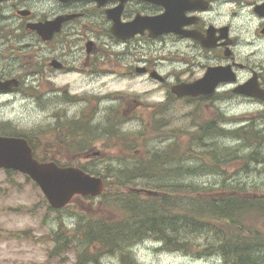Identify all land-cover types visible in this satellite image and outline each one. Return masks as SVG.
Instances as JSON below:
<instances>
[{
	"label": "flooded vegetation",
	"instance_id": "flooded-vegetation-1",
	"mask_svg": "<svg viewBox=\"0 0 264 264\" xmlns=\"http://www.w3.org/2000/svg\"><path fill=\"white\" fill-rule=\"evenodd\" d=\"M163 15V33L125 29ZM216 67L212 92L174 90ZM10 79L0 98H37L46 116L44 159L137 169L180 143L215 150L222 129L264 118V0H0V80ZM248 82L257 94L240 90ZM179 117L189 124L174 126Z\"/></svg>",
	"mask_w": 264,
	"mask_h": 264
},
{
	"label": "trees",
	"instance_id": "trees-1",
	"mask_svg": "<svg viewBox=\"0 0 264 264\" xmlns=\"http://www.w3.org/2000/svg\"><path fill=\"white\" fill-rule=\"evenodd\" d=\"M7 127L9 128L10 124H0V134L26 137L32 143L35 156L39 159V145L33 141L36 136L17 134L13 129L6 130ZM36 131L40 133L39 130ZM229 137L239 142L237 147L242 143L250 145L246 157L231 147L226 150L224 147L215 150L208 147L205 152L201 151L204 153L202 155L192 146L179 144L177 148L181 150L171 153L181 155L169 157V153L165 155L160 152L159 166L155 165V162L152 167L145 163V166L137 169L113 167L114 164L103 169H98L100 166L90 168L77 165L91 174H100L106 182V187L108 177L112 176L115 178L112 183L123 187L128 185V194L123 197L115 193L106 195L105 192L99 197L108 203V208H115L122 213L121 218H127L104 219L102 216L94 217L74 212L69 214L76 219L75 227L71 229L65 226L62 217L63 211H67L70 205L54 209L47 204L48 211L54 212L58 221V228L51 233L54 244L50 249V257L57 258L61 253L77 251L79 252L77 264H101V258L104 256H120L122 260L134 261L133 248L153 240L161 242L162 249L166 251L185 254L192 253L193 246H196L197 256H217L223 264H264V231L255 228L258 219L264 220V194L259 193L257 191L259 188L255 189L254 184H246L241 177L251 174L252 171L263 174L264 177V173L257 170L264 167V143L258 141L264 139V120L254 119L247 128H237L236 131L222 129V139ZM205 142L208 144L209 140L206 138ZM209 154L212 156L209 157ZM164 155L165 158H162ZM191 157L197 158V161H194L195 166L186 167L185 165H190L186 158ZM241 159L248 160L240 172L226 176V167L231 162ZM161 166H163L161 171L168 169L169 166L171 168L177 166L173 171L183 180L198 175L206 177L218 175L221 180L216 185L206 186L205 189H200V185L192 181L171 184L159 180V176H154L157 167ZM5 172L7 175L15 173L12 170ZM138 178H150L153 181L152 190L157 193L145 195L131 190ZM234 178L236 180H233ZM143 185L146 187L147 183ZM83 198L92 199L90 196ZM195 235L199 238L203 236L205 244H196L193 239ZM94 249L101 251L102 257L97 255Z\"/></svg>",
	"mask_w": 264,
	"mask_h": 264
},
{
	"label": "rangeland",
	"instance_id": "rangeland-1",
	"mask_svg": "<svg viewBox=\"0 0 264 264\" xmlns=\"http://www.w3.org/2000/svg\"><path fill=\"white\" fill-rule=\"evenodd\" d=\"M37 93V90H34ZM9 101H6L7 99ZM22 97V96H10L0 98V124H10V127L6 130L13 129L17 134L36 136V142L41 144V140L48 141L53 135L51 132L44 133L47 128L46 116L39 112L37 98ZM187 117H179L173 122L174 126L185 125L187 126L190 119ZM239 124H236L237 126ZM212 127V123L207 122L206 127ZM229 127V124L226 125ZM233 128V126H231ZM263 129V128H262ZM39 130L40 133H37ZM224 131H226L224 129ZM13 134V133H10ZM50 134V136H46ZM210 135V131L205 133ZM2 135V134H1ZM54 139V138H53ZM223 141L219 149L223 147L235 148L238 154L245 156L248 154L250 145L242 143L241 146H236L239 142L233 138H223L222 131H220V138ZM42 141V142H44ZM260 143H264V139L258 140ZM182 146H186L184 143H180ZM42 145V144H41ZM240 148V149H238ZM38 155L43 158L47 156L46 148H38ZM160 152L158 153V156ZM76 154L73 152H66L65 158H73ZM180 153L175 154V157L180 156ZM212 156L209 154V157ZM58 153H51L50 159H56L61 163ZM211 160V159H210ZM248 159L235 160L231 162L227 167L226 176H233L235 173H239L243 168V164ZM65 164V163H62ZM161 161H155V165L159 166ZM190 165L186 167L195 166V163L190 162ZM198 167L201 166L197 165ZM252 167V165H250ZM104 167H98L103 169ZM177 166L161 171L163 166L157 167L154 176H159V180L164 182L181 183L192 181L194 184L200 185V189H205L206 186H212L219 183L221 178L218 175H198L190 176L187 180L181 179L178 173H175ZM136 169V168H135ZM259 173H264V167L257 169ZM12 174L7 175L5 170L0 169V264H77L78 255L77 251H69L61 253L57 258L50 257V249L53 247L51 240V233L58 228L57 215L54 212L48 211L47 200L42 193L41 189L35 184L32 179L26 177L27 175L14 171ZM178 172H180L178 170ZM209 177V178H208ZM246 184H254L257 191L264 194V177L263 174H258L254 171L251 174L241 176ZM114 177H108V183L106 195L115 193L120 196L128 194V185L125 187L114 182ZM233 180H236L235 178ZM136 185L133 187H145L143 183H147L146 187L152 189L153 181L151 179L138 178L135 181ZM145 187V188H146ZM188 192V191H187ZM199 196L198 194H195ZM107 206L108 203L102 198H92L91 200L84 199L82 196H77L74 202L70 205L67 211H63L62 217L67 228H74V221L76 219L69 216L70 213L76 212L77 214H86L87 216L111 218L116 217L120 219L123 215L117 209H110ZM83 211V212H82ZM97 214V215H96ZM127 218V217H125ZM121 218V219H125ZM256 229L264 231V220L258 219ZM71 233L69 230H66ZM22 232V233H18ZM264 235V233H263ZM53 236V235H52ZM196 244H205L203 236L193 237ZM193 246L194 251L190 254L182 252H171L162 249V243L159 241L148 240L142 244L138 249L133 251L135 260L130 259L122 260L118 257H102V252L98 249H94V252L101 258V264H223L218 257L213 258L211 261L205 257H198L196 255L197 249ZM81 251V250H80Z\"/></svg>",
	"mask_w": 264,
	"mask_h": 264
},
{
	"label": "water",
	"instance_id": "water-1",
	"mask_svg": "<svg viewBox=\"0 0 264 264\" xmlns=\"http://www.w3.org/2000/svg\"><path fill=\"white\" fill-rule=\"evenodd\" d=\"M157 28L154 35L163 33L168 27L167 15L153 17L147 22H133L125 29L136 30L134 33L143 31L145 28ZM38 29V25L32 26ZM120 29L124 27L119 25ZM123 29L122 31H125ZM220 67L209 68L206 76L191 84H184L174 88L179 95H198L212 92L222 73ZM18 85V80H0V90H8ZM253 83H246L241 89L247 93L257 94L248 88ZM246 89V90H245ZM0 169H9L21 172L29 176L41 189L49 204L54 209H62L72 202L77 196L97 197L104 191L105 183L103 178L90 174L79 167L61 166L55 161L42 162L34 156V150L28 140L19 136L0 135ZM137 193L154 195L155 190L146 188H132Z\"/></svg>",
	"mask_w": 264,
	"mask_h": 264
},
{
	"label": "bare ground",
	"instance_id": "bare-ground-1",
	"mask_svg": "<svg viewBox=\"0 0 264 264\" xmlns=\"http://www.w3.org/2000/svg\"><path fill=\"white\" fill-rule=\"evenodd\" d=\"M234 130V129H233ZM150 145V144H149ZM109 166V165H108ZM104 171V170H103ZM100 175V174H99ZM101 176V175H100ZM125 178V177H124ZM126 179V178H125ZM199 232V231H198ZM202 233V232H201ZM151 238V237H150ZM156 239V238H155Z\"/></svg>",
	"mask_w": 264,
	"mask_h": 264
}]
</instances>
